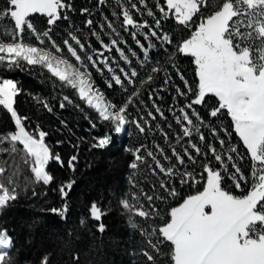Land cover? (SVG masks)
Masks as SVG:
<instances>
[{
    "label": "snow or ice",
    "instance_id": "snow-or-ice-1",
    "mask_svg": "<svg viewBox=\"0 0 264 264\" xmlns=\"http://www.w3.org/2000/svg\"><path fill=\"white\" fill-rule=\"evenodd\" d=\"M98 3L106 5L108 0H98ZM114 3L120 11L119 14L113 11L112 16L117 20L122 17L119 28L130 31L142 51V59L135 51L132 56L137 57L140 69L147 68L145 76L140 77V72L132 66V60L120 48L119 45L126 44V41L111 38L110 43L104 42L100 33L105 27L111 29L109 35H121L115 22L107 16L99 24L100 32L93 27V19L84 21L91 35L100 42L103 52L93 50V54H88L82 37L76 34L80 29L70 30L61 42L54 40L52 26L61 19L68 20V12L72 10L67 0H6L5 6L0 9V20H10L11 25H0V67L14 70L38 66L56 78L61 88L72 89L80 100L94 109L101 121L112 126L114 133L123 134L127 125H134L144 136L146 131L151 133L153 127L159 128V125L152 124L157 114L166 119L153 94L158 97L159 91L166 90L171 77L159 61L153 63L150 51L156 47L152 38L160 41L161 47L173 44L172 35L161 28L162 20L173 19L187 30L188 35L176 41L174 52L164 49L167 62L175 67L177 55L192 58L198 78L197 82L189 84L180 75L184 88L175 87L173 106L169 108L178 126L174 139L181 150L171 145L169 135L163 129L161 133L169 143L171 155L166 154L159 144L154 145L155 150H150L145 144L127 149L133 155L130 168L135 170L134 175L142 171V165H147L152 176L162 174L168 179L159 180V188L166 195L155 191L149 194L132 180V187L138 191L131 195V201L122 199V208L132 217L145 220L144 226L131 219L130 223L133 228H139L155 253L164 254L160 245L169 244L166 255L171 264H264V0H155L151 6L149 0H138V3L114 0ZM209 8L214 10L210 13L202 11ZM85 12L88 9L82 10V14ZM134 13L151 17L154 23L138 20L134 18ZM34 14L47 17L49 27L37 29L30 19ZM138 33L148 41L147 46L137 39ZM113 48L129 66L128 70L119 68L122 76L116 74V69L105 56V52H111ZM89 63L97 71H101L99 65L107 68L111 73L107 82L109 88L113 86V81L126 93L129 87L132 88L120 104L113 103L95 86L88 70ZM157 73H164V87L149 91L148 100L152 102L154 112L147 111V118L140 116L137 119L129 107L140 110L136 103L140 89L152 83ZM137 77L140 79L137 80ZM21 91L13 79L0 78V106L14 122V129L0 133V153H22L23 162L31 173V178L25 177L26 190L32 182L53 183L54 176L48 166L55 161L63 167L64 161L46 143L48 133L39 124L34 129L26 127L29 118L19 114L15 108L16 97ZM177 97L182 98V102ZM210 97L216 99L215 104H209ZM34 99L43 108L52 111L48 100L39 96ZM63 101L73 103L68 95H64L59 105L61 108L65 106ZM139 103L144 104L145 101L140 100ZM198 106L206 110L207 120ZM225 113L230 117L232 131L223 125L218 129L211 123ZM202 128L210 130L211 140L201 131ZM233 132L238 137V143L231 140ZM111 140V135L98 138L92 147L104 148ZM5 143L8 148L3 147ZM17 145H22V149ZM241 148L246 149L251 162L247 174L238 163L245 158ZM76 161V155L67 161L72 171H75ZM186 161L199 163L200 170H189ZM6 171L4 166H0V208L15 201L21 190L19 167L13 168L6 178L7 183L3 182ZM226 180L240 194H233L224 187ZM74 183V180H69L58 186L65 201ZM188 184H201L202 190L188 195L178 206L168 210L153 203L154 199L167 201L168 198L178 197L177 185ZM152 187L155 189L156 185ZM141 199L148 202L149 208H145ZM89 207L90 218L101 221L103 209L96 202ZM47 211L66 219L68 205L64 203L62 207H51ZM153 220H159V223H149ZM81 223H84L83 219ZM98 230L101 233L105 231L103 223L98 224ZM13 246L14 240L9 232L0 230V264H9ZM142 254L148 262L155 264L152 252L146 249ZM41 264H49L47 255L42 257Z\"/></svg>",
    "mask_w": 264,
    "mask_h": 264
},
{
    "label": "trees",
    "instance_id": "trees-1",
    "mask_svg": "<svg viewBox=\"0 0 264 264\" xmlns=\"http://www.w3.org/2000/svg\"><path fill=\"white\" fill-rule=\"evenodd\" d=\"M67 2L72 5V10L68 12L69 19H61L57 25L52 26L54 40L61 42L62 39L67 38V33L70 30L80 29V32L76 34L82 37L88 54H93V50L103 52L104 49L100 42L91 35L90 30L85 27L84 21L89 18L93 19V27L97 32H100L99 24L103 23V17L107 16L115 22L121 35L119 37H115L114 34L109 35L111 29L105 27L100 33L104 42L110 43L111 38L126 41V44L121 43L119 45L120 48L132 60V66L140 72V77L146 75L147 68L140 69L137 57L132 56V52L135 51L137 56L142 59V51L137 46L131 32L119 28L122 17L117 20L116 17L112 16L113 11L118 14L120 11L115 6L114 0H108L106 5H100L98 0H67ZM133 2L138 3V0H133ZM149 3L151 6L155 0H149ZM5 4L6 0H0V9ZM83 9H88V12L82 14ZM212 10L214 8L202 9L206 13H210ZM134 18L147 20L149 24L154 23L152 18L146 15L141 17L138 13H134ZM30 19L37 29L49 27L45 16L34 14ZM0 25H11V21L0 20ZM161 28L164 32L172 35L173 44L161 47L160 41L152 38L156 47L150 51V56L153 63L159 61L171 77L166 90L159 91L158 97L153 94V98L156 99V103L164 112L166 119L157 114V119L152 121V124L159 125V128L153 127L152 132L146 131L144 136L138 132L134 125H127L126 132L123 134L114 133L112 126L108 122L101 121L94 109L89 108L84 101L80 100L72 89L61 88L60 82L56 78L51 77L46 70H42L38 66H25L22 69L14 70L0 67V78L13 79L22 89L16 97L15 108L19 114L29 118L26 127L34 129L39 124L40 128L48 133L46 143L52 151L59 153L64 161L63 167L55 161L50 162L48 170L54 176L53 183L44 185L43 183L32 182L24 190L25 177L31 178V173L28 166L23 162L22 153H0V166L7 169L3 182L7 183L6 178L11 174L14 167L18 166L20 169L21 190L18 191V198L0 208V230L6 229L14 240V246L10 250L9 264H41L42 257L45 255L49 258V264H151L142 254L146 249L155 256V264H171L166 255L169 251V244L165 242L160 245L161 252L164 254L155 253L147 245L146 238L140 234L139 228H133L132 223H130L131 219L144 226L145 220L138 216L132 217L127 210L122 208L121 204L123 198H128L131 201V195L138 191L137 188L132 187V180L137 181L139 187L149 194L155 191L157 194L166 195L159 188V180L167 181L168 178L162 174L152 176L147 165H142V171L134 175L135 170L130 168L133 155L127 149L145 144L150 150H155L154 145L159 144L165 149L166 154L171 155L169 143L164 140L161 133V129H163L168 133L171 145L181 150L174 139L178 132V126L169 108L173 106V97L176 95L175 87L184 88L180 75H183L189 84H194L198 80L192 58L177 55L175 67H172L167 62V53L164 50L167 48L168 52H174L176 41L186 37L188 35L187 30L178 26L171 18L162 20ZM143 31L146 32L147 29ZM137 39L147 46L148 41L144 39L143 35L138 33ZM76 47L78 48V46ZM105 56L108 57L111 66L116 69V74L122 76L119 72L120 67L128 70V64L120 58L115 48L111 52H105ZM94 59H96L95 56ZM99 67L101 71H97L89 63L88 70L92 74L95 86L113 103L120 104L132 91V88L129 87V92L126 93L114 81L112 82L113 86L109 88L107 82L111 78V73L107 71L104 65H99ZM140 77L136 79L139 80ZM163 81L164 73H157L152 83L145 84L140 89V96L136 100L140 110L137 111L136 108L129 107V111L133 113L135 118L139 119L140 116L147 118V111L154 112L152 102L148 100V94L151 89L164 87ZM64 95H68L73 103L69 104L67 101H63L65 106L61 108L59 105ZM36 96L48 100L52 111L49 112L39 105L34 99ZM177 99L182 102V98L177 97ZM140 100H144L145 103L140 104ZM208 102L215 104L216 99L210 97ZM198 110L207 120L206 110L199 106ZM211 123L218 129L223 125L232 131L230 128L231 120L226 113L218 119H213ZM93 124H95L94 128L92 127ZM168 125H172V127L169 128ZM12 129H14V122L11 120L10 114L0 106V133ZM201 131L209 140L212 139L208 128H202ZM105 135L112 136L108 146L104 148L92 147L98 138ZM193 140L195 142L196 138L194 137ZM231 140L233 143H238V137L234 132ZM3 147L8 148L9 145L5 143ZM17 147L22 149V145H17ZM240 150L245 154V158L238 163L247 174L251 162L247 158L246 149L241 148ZM72 155L77 156L75 171L67 166V161ZM148 159L151 160V158ZM173 162H175L174 158ZM164 163L167 164V161ZM186 166L192 171L198 172L200 170L199 163L191 164L186 161ZM69 180H74L75 183L68 192L65 201L61 198L58 186ZM154 184L156 185L155 189L152 187ZM224 187L231 190L233 194H240L227 180ZM177 190L179 192L178 197L168 198L167 201L154 199L153 203L164 210H168L172 206H178L188 195L202 190V185H177ZM93 202H96L104 211L101 221L90 218L89 206ZM64 203L68 205V212L65 214L66 219L47 211L51 207H62ZM141 203L144 204L145 208H149L146 200L141 199ZM81 219L84 220L83 224ZM99 223H103L105 226L103 233L98 230ZM149 223H159V220L149 221ZM155 239L154 237V242Z\"/></svg>",
    "mask_w": 264,
    "mask_h": 264
},
{
    "label": "rangeland",
    "instance_id": "rangeland-1",
    "mask_svg": "<svg viewBox=\"0 0 264 264\" xmlns=\"http://www.w3.org/2000/svg\"><path fill=\"white\" fill-rule=\"evenodd\" d=\"M105 136H108V135H105ZM105 136H103V137H105ZM103 137H102V138H103Z\"/></svg>",
    "mask_w": 264,
    "mask_h": 264
}]
</instances>
